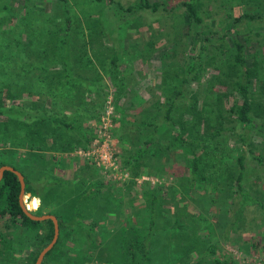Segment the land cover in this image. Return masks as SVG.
Wrapping results in <instances>:
<instances>
[{
	"label": "rangeland",
	"instance_id": "rangeland-1",
	"mask_svg": "<svg viewBox=\"0 0 264 264\" xmlns=\"http://www.w3.org/2000/svg\"><path fill=\"white\" fill-rule=\"evenodd\" d=\"M116 1L125 6L134 0H67L65 3L59 0H0V19L10 17L0 22V66L4 65L3 68L7 69L11 67L20 72L18 78H15L16 97L9 96L6 90L0 95V108L3 110L0 115V123L3 124L0 128V161H17V165L24 170L29 185L34 190V194L25 190L29 197L23 199L24 204L33 211L35 208H32L31 199L36 196V203H41L40 209L45 213L52 208L61 211L56 202L65 205L79 198L77 207L84 225L95 221L108 232H114L125 225L130 227L140 226L145 221L148 223L145 219L150 211L148 200H143V193H126L128 188L124 181L134 177L139 184L142 179H149V182L143 181L140 187L159 196L154 211L157 220L154 227L159 230L154 239L157 245L156 256H163L158 264H169V257L179 253L181 247H186V256L180 261L170 263L184 264L183 261L197 258L200 251L215 241L221 246L217 247V252L227 251L223 254L234 255L239 261L238 264H264V223L259 220L262 217L261 209L248 205L244 211L248 220H245V228L239 229V232L243 235L242 239L248 238L247 241L243 239V245L248 243L247 249L243 247L247 252L243 253L241 248L231 245L230 241H224L222 235L225 230L230 232L233 227L226 222L227 216H219V210L210 201L214 197L219 202L218 199L224 193L216 189L214 182L209 179L211 176L196 184L200 188H189L192 156L173 138L174 131L165 123L158 128L156 137L160 148H163L157 151L159 155L164 150L161 157L150 149L140 161L134 162L129 168L121 165L117 152L123 149L124 156L129 157L141 145L139 138L143 139L149 131L146 128L141 131L143 127L137 124L139 119L136 122L129 120L128 115L139 118L141 105L154 108L153 101L170 99L174 94L173 84L179 81L177 72L181 68L175 63L173 54L185 55L193 35L188 37L187 31L183 30L184 6L177 8L181 0H159L161 3L165 2L169 8L163 9L160 6L155 12L144 10L140 13L118 11ZM65 7L70 16L68 31L64 29ZM203 8L208 10V16L201 11L205 23L216 29L218 35L239 29L244 32L240 35H249L254 44L255 39H259L256 45L264 51V18L260 21V34L257 35L254 30L244 28L243 23L237 28L231 27V19L225 15L227 11L240 14L246 8L264 17V0H253L251 6L237 4L236 0H210ZM172 13L175 16H170ZM155 17H159V20H150ZM127 38H135L136 41L142 38L151 41L155 39L156 50L152 53L153 56L147 58L136 55L140 50L139 45L136 46L133 42L126 48ZM64 47L68 56L66 67L62 68L56 60L61 57ZM113 50L118 51L120 59L118 67L111 70L107 63L109 64V55ZM8 59L11 62L7 67ZM208 70L215 71L208 68L205 78L209 75ZM205 78L200 82L192 80L190 90L200 88L205 83ZM263 82V71L259 70L253 78V85L256 87ZM88 83L94 86L93 91H88L89 95H79L76 98L77 90ZM23 85H27L31 92L20 91ZM52 85H57L58 88H53ZM221 87L223 89L224 86ZM257 97L262 99L264 94H257ZM232 100L230 97L227 105ZM187 103L188 99L185 104ZM116 105L118 110L115 111ZM204 105L205 100L200 98L195 106L200 111V116L208 114L203 108ZM151 113L152 111L150 115ZM53 114L72 120L88 131L89 127H93L98 136L93 138L87 148L77 146L72 150L62 151V143L67 146L76 143L78 130L52 129L50 120L47 123L51 127L43 124L42 118ZM112 114L117 118L113 123ZM172 117L176 121L177 131L188 139H197L203 134V138H200L202 144L193 143L194 152L201 156L198 165L201 173L205 172L207 176L208 170L219 173V177L229 184L236 176V171L229 172L225 164L234 161L241 151L244 153L246 166L243 184L252 188L254 182L264 180L262 165L252 158L254 153H264V115L255 117V121L263 125L258 129L255 126L243 130L241 125H237L232 133L229 126L231 123H226L221 128L226 133L225 139L221 135L213 136L220 129L215 122L209 125L207 136L200 131L197 127L198 116L195 117L191 110L187 111L180 106L172 112ZM104 122H108L107 138L99 132ZM32 129H38L40 134L34 137L35 132ZM242 130L248 134V140L252 144L242 141ZM119 136L124 137L123 144L120 143ZM218 139H221L220 145L227 149V153L222 154L219 149L211 148ZM39 144L43 148L39 149ZM167 144L170 145V152L165 156L167 151L164 147ZM152 147L154 151L157 150L155 142ZM92 148L111 152L118 169L105 170L97 164L93 155L83 154L84 150ZM174 169L175 172H172ZM57 180L63 183H57ZM230 191L225 188L224 192L228 194ZM260 196L264 198L263 194ZM69 208L70 205L63 206L62 211L67 212ZM174 219L183 223L184 229L176 228L174 231L172 227H167ZM73 220L71 217V221ZM250 222L253 225H248ZM3 225V220L0 219L1 232L5 235L7 232ZM248 226L252 230H248ZM22 228L18 227L13 234L16 245L11 251L16 257L23 254L17 243L23 232ZM79 229L78 233H83L84 227ZM233 233L229 234L230 238H235ZM242 239L239 240L240 244ZM255 241L258 242L257 246L253 244ZM85 243L97 255L100 250L98 242L84 240L82 244ZM108 256L109 253L101 251L98 260L95 259L90 264L103 263ZM207 259L209 255L203 257L199 264H206Z\"/></svg>",
	"mask_w": 264,
	"mask_h": 264
},
{
	"label": "trees",
	"instance_id": "trees-1",
	"mask_svg": "<svg viewBox=\"0 0 264 264\" xmlns=\"http://www.w3.org/2000/svg\"><path fill=\"white\" fill-rule=\"evenodd\" d=\"M59 1L65 3L67 0ZM109 1L113 2L114 0ZM208 1L210 0H181V2L177 4V8L184 6L182 14L184 16L183 25H185V27H183V30L187 31L186 34L188 37H190L191 34L193 37L190 40L188 52L185 55L177 56L175 53L173 54L175 63H177L178 66H181L177 72L179 81L173 84L175 87H172V90H174L172 94H174L166 101H153L152 105H154V108L149 107L146 104L141 105L142 112L139 118H133L128 115L129 120L132 119L136 122L137 119H139L137 124L139 127H143L140 129L141 131L144 128L149 129V131L143 139L139 138L141 145L136 148L135 152H132V155L125 157L123 149H120V152L118 151L117 155L121 165L126 168H129V166L134 162L140 161V158L151 150V152L155 153V155H159L157 151H161L163 148H160L158 141H156V137L158 136V128H160L161 124L165 123L170 130H172V132L174 131L175 134L173 135V138L180 142L184 148H186L184 151L189 152L192 156L191 168L189 172V188H196L198 186L196 185L197 183L200 184L201 181L208 179V177L211 176L209 179L214 182L216 189L219 190L220 193H224L221 194V197L218 199L219 202L217 201V198L214 197H211L210 201L214 205L215 209L219 210V216H227L228 219L226 222H229L230 226L232 225L231 227H233L230 232L225 230V233L222 235L223 240L228 242L230 241L231 245L237 246L243 250V247H246L247 249L248 246V243L243 245V239L247 241L248 238L242 239L241 237L243 235L239 232V229L245 228V225L243 224L245 220H248L247 214L244 212L246 210V206L252 205L253 207L255 205L254 207L256 209L260 208L262 211V217L259 220L261 223H264V198L260 196L261 194L264 195V188H261L264 185V180L254 182V187L252 188H248L243 184L242 178L244 177L246 166L244 163V153L241 151L235 158V162L230 161L225 164V168H227L229 172H233L232 170L236 171V176L229 184L227 181L221 179L222 177H219V173L209 170L208 176L205 172L201 173L198 166L201 161V156L194 152L193 143L197 145L202 144V140H200V138H203V134L200 135V138L192 140L188 139V137L184 134L177 131L176 121L172 117V112L180 106L187 111L191 110L195 117L198 116L197 127L200 131L205 133L207 136L209 125L215 122L220 126V129L216 130L213 136L221 135V138L223 139L226 138V133L222 132L224 130L221 128H223L226 123H231V125H228L230 126L232 133L237 125H241L243 130L244 128L250 129L255 126L256 129H258L263 126L255 121V117L264 115V101H260L264 98L260 99V97H257V94H264V82L258 84L256 87L253 85V78L259 70H262L264 75V51L256 45V42H258L259 39H255L254 44V40L249 35L241 36V32H244L239 29L233 32L228 30L227 33H221L218 35V31L216 29L209 27L208 23H205L204 17L201 14V11H203L206 16H208V10L203 8ZM236 1L237 4H244V6L253 5V0ZM116 2L119 9L118 11L121 12L124 10L134 13H140L144 10L155 12L160 6L163 9L169 8L165 2L161 3L159 0H134L125 6L118 1ZM64 12L66 13V23L64 29L68 31V27L70 26V16L68 15L69 13L66 7L64 8ZM172 15L175 16L174 13L170 14V16ZM225 15L226 17H230L231 27L237 28L239 24L243 23V27L247 30H254L255 34H260V21L264 18L262 14L254 12L252 9L245 8V10L240 14H234L231 11H227ZM6 19H10V17L1 18L0 22H3ZM150 20H159V17H155ZM215 21L216 20H214V23ZM203 25H205V28H202ZM153 34L154 33H150V35ZM154 36H156V34H154ZM154 41L156 40L154 39L151 41L142 38L141 40L136 41L135 38H127L125 46L126 48L130 47L133 42H135L136 46L139 45L140 47V50L136 53V55L150 58L153 56L152 53L156 50V48H154ZM262 44L264 45V41ZM144 51L147 52L145 53ZM60 56L61 57H59L56 62H59L62 68L66 67V57L68 54L66 53L65 47ZM119 59L120 56L118 51L113 50L109 55V64L107 63V66H111V70L116 69L119 65ZM7 62L9 64L7 63L8 65H5L8 67L11 60L8 59ZM3 67L4 65L0 66V95L3 90H6L9 96L16 97V94L14 93L16 85L15 78H18L17 76L20 72L19 70L15 71L14 68L11 67H8V69ZM208 68H213L215 71L213 72L208 70L209 75L205 78L204 74ZM83 70L87 71L85 68H83ZM66 75H68V73H66ZM202 78H205V83L201 85L200 88L195 89V91H191L190 86L192 80L200 82ZM233 85H235V88ZM221 86H224L223 89ZM51 87L58 88L57 85H52ZM93 89L94 86H91L90 83L86 84L83 88L77 90L76 98L79 95H89L88 91H93ZM27 90L28 92H31L27 85H23L20 91ZM59 92L62 93L60 90ZM230 97H232L233 100L229 105H227ZM200 98L205 100L203 108H205V111L208 112L205 116H200V111L195 109V106L197 102H199ZM186 99H188L187 104H185ZM100 103L102 104L103 101ZM131 106L132 102L130 103V107ZM151 108L155 110H152ZM114 110H118L117 105ZM151 111L152 113L150 115ZM2 113L3 110L0 108V115ZM116 119L115 114H112L111 122L113 123ZM47 120L52 122V129L78 130L76 143L68 144V146L65 145L66 143H62V151L72 150L77 146L87 148L90 146L93 138L98 136L96 129H93V127H89L88 131V129L83 128L82 126L81 128L79 124L59 116L58 114L43 117V124L47 125ZM97 120L98 122L100 121L99 116L97 117ZM1 126H3L2 123H0V128ZM48 126L51 127L49 124ZM243 130L241 131L240 136L242 141H246L249 145L252 144V141L248 140V134L245 131L243 132ZM32 131L35 132L33 135L34 137L35 135L38 136L40 134L38 129H36V131L35 129H32ZM119 141L123 144V142H125L124 137L119 136ZM153 142L157 145V150L155 151L153 147L151 148ZM220 144L221 139H218V141L211 148L219 149L222 154L227 153V149ZM38 148H43V145L39 144ZM164 149L167 151L165 156H168V152H170V145L167 144ZM163 153L164 150L159 156L161 157ZM252 158L254 161H257V164L262 165L261 167L264 171V153H254L252 154ZM16 162L14 160L3 159L0 161V165L10 164L14 168L21 170L24 175L25 190L32 191V194H34V190L30 187L24 170L21 169ZM85 165L87 164H84V166ZM234 167L236 168L234 169ZM172 172H175V169L172 170ZM143 181L149 182V179H142L139 184L134 177H130L124 181V183H127L128 188V190L126 189V193H132L133 195L136 193H143V200H148L149 202L148 205H150V211L148 216L145 217V219L148 220V223L146 221L145 223L142 222V225L140 226L133 225L126 227L125 225V227H122L114 232H108L106 228L99 226L95 221L84 225V221H81L80 210L77 207L79 198L73 200L72 203L65 205H61L56 202L58 206H60L59 208L61 211L59 209L52 210V208L45 213H53L57 216L59 233L54 245L45 253L41 264H90L93 260H98L97 257L100 256L101 251L109 253V256L105 259V262H97V264H158V261H162L159 259L163 255L156 256L157 245L155 244L156 240L154 239V235L159 230V228L154 227V224L157 221L154 216V211L156 201H159V196L153 191H145L143 187H140V184H142ZM56 182L63 183V181L60 180H57ZM226 185L227 187H225ZM198 188H200V186H198ZM225 188L231 191L228 192V194H225ZM250 189H253L255 192ZM148 192L150 193L149 196ZM19 193L20 182L17 175L11 170H4L3 176L0 179V219L3 220V226L6 229L7 235H3L0 228V264H33L41 248L46 245L53 236L54 227L52 219L46 218L43 220H35L30 218L22 209L19 200ZM56 197L59 198V196ZM130 200L132 201V199ZM132 204H134V202ZM68 205H70L68 211L63 212V206ZM40 208L41 203H39L38 207L32 212L35 214H43ZM70 216L74 218L73 221H71ZM174 220L175 221H172L167 227H172L174 231H176V228L184 229L185 225L183 223L178 222V219ZM248 225L253 224L250 222ZM20 226L23 227V232L21 236L18 237L19 241L17 243H19L18 245L20 249L23 250L24 255L21 254L19 257H16L17 255L11 251L15 249L16 245L13 239V234L15 229ZM81 227H84V231L83 233H78L80 230L79 228ZM248 227V230H252L250 226ZM235 231L236 233H233ZM230 233H233L235 238H230ZM240 239H242V244H240ZM84 240L97 241L100 245L99 248L101 251L99 250L96 253L97 255L93 254L92 252L94 251L89 250L86 243L82 244ZM112 242H114V244H112ZM262 243L264 244V242ZM218 244L220 245L217 241L209 243L203 251L199 252L197 258H193L191 260L187 259L183 261L184 264H199L206 255H209V259H207L206 264H238L237 262L239 261L234 257V255H224L223 253L227 252L225 250L223 252H217V247H221ZM253 244L257 246L258 242L255 241ZM262 247H264V245H262ZM181 248L182 250L179 253L172 254L173 257H169L167 261L174 263L176 260L180 261L184 255L186 256V247ZM242 252L245 253L247 250L244 249Z\"/></svg>",
	"mask_w": 264,
	"mask_h": 264
},
{
	"label": "water",
	"instance_id": "water-1",
	"mask_svg": "<svg viewBox=\"0 0 264 264\" xmlns=\"http://www.w3.org/2000/svg\"><path fill=\"white\" fill-rule=\"evenodd\" d=\"M4 170H11L17 175V178L20 182L19 200H20V204L22 206L23 211L32 219L43 220L46 218H51L53 221V227H54L53 236H52L51 240L41 248V250L39 251V253H38V255H37V257L33 263V264H41L45 253L54 245V243L58 237V233H59L58 218L55 214H52V213H43V214L33 213L31 211V208L28 205L24 204V202H23L24 198L29 197V194L25 192V181H24L23 174L18 169L14 168L10 164H2V165H0V179L3 176ZM36 198H37L36 196H32V199H31V205H33L32 208L33 207L37 208L39 203H40L39 201L36 203V201H35Z\"/></svg>",
	"mask_w": 264,
	"mask_h": 264
},
{
	"label": "built area",
	"instance_id": "built-area-1",
	"mask_svg": "<svg viewBox=\"0 0 264 264\" xmlns=\"http://www.w3.org/2000/svg\"><path fill=\"white\" fill-rule=\"evenodd\" d=\"M107 124H108V122H104L103 127L100 128V130H99V132H101V135L105 136V138L109 137V133L107 131V129H108ZM83 154L93 155L97 164L102 166L105 170H107L109 168L114 169V170L118 169V165L114 161L113 155L111 152H108V151L101 152V151H98V149L92 148V149L84 150ZM125 175H126V173H125Z\"/></svg>",
	"mask_w": 264,
	"mask_h": 264
},
{
	"label": "crops",
	"instance_id": "crops-1",
	"mask_svg": "<svg viewBox=\"0 0 264 264\" xmlns=\"http://www.w3.org/2000/svg\"><path fill=\"white\" fill-rule=\"evenodd\" d=\"M80 164V163H79Z\"/></svg>",
	"mask_w": 264,
	"mask_h": 264
}]
</instances>
